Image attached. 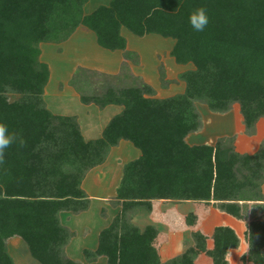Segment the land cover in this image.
Here are the masks:
<instances>
[{"label": "trees", "instance_id": "trees-1", "mask_svg": "<svg viewBox=\"0 0 264 264\" xmlns=\"http://www.w3.org/2000/svg\"><path fill=\"white\" fill-rule=\"evenodd\" d=\"M87 2L0 0V123L18 137L0 163V264H14L6 246L15 236L41 264H83L66 256L75 232L59 216L89 209L82 182L123 139L142 154L125 165L117 189L120 212L102 230L98 248L84 250L89 260L105 256L108 264H201L197 260L204 257L205 264H229V249L240 243L229 226H217L212 236L195 231L194 244L163 263L156 226L141 229L128 222L130 210H150L155 200H191L214 202L246 221L249 251L242 261L264 264V215L246 213L249 202H256L252 206L264 214V142L256 154H242L234 137L201 145L186 140L202 125L198 103L220 113L238 103L249 135L264 118V0H111L85 14ZM199 8L210 18L202 32L189 23ZM81 25L112 51L127 48L123 27L141 37L173 38L176 62L195 66L180 75L185 91L157 98L145 83L81 94L84 104L124 106L102 137L86 140L76 116L57 115L47 107L50 67L41 60L42 43L66 41ZM10 93L20 97L11 100ZM187 220L195 224L197 216L189 214Z\"/></svg>", "mask_w": 264, "mask_h": 264}, {"label": "crops", "instance_id": "crops-1", "mask_svg": "<svg viewBox=\"0 0 264 264\" xmlns=\"http://www.w3.org/2000/svg\"><path fill=\"white\" fill-rule=\"evenodd\" d=\"M110 1L111 0H109V3L107 5L110 4ZM88 6H89L88 3L84 6L85 14H91L99 7L98 5L94 9L89 10ZM86 28L87 27L83 25L79 26L76 29V31L72 34L69 41H67V43H63L62 45H59L57 47H54V45L49 43H42L41 60L47 63V60L45 58L46 55L44 54L45 46H48V48H51L54 51L55 48H58L60 46H61L60 48H62V46L66 44L69 45L72 39H76V44L82 43V45H84L85 47L86 45H88L89 47L93 45V49L104 57L103 59L105 62L104 64L105 69L103 70L100 67L98 68L97 66H94L90 63L87 64L85 62L83 63L81 62V65L77 64V66L79 65L80 67H84V69L86 68L89 69V67L91 68L93 67L110 76H119V74H121L127 68V70H130V72L133 75L142 76L143 82L153 87V89L155 90L154 96L157 98H166V97L169 98L170 96L176 95V94H170L172 92L176 93L175 90L179 91V93H183L185 91L186 83L185 81H182L180 79V75L181 73L187 70L194 69L195 66L193 63L183 64L180 66L174 65L176 68L174 75H171L169 69L167 70L168 67L163 65L165 66L164 69L168 74L167 79H169L170 81L173 80L169 84L163 87L160 81L161 80L160 73H158L159 74L158 79L154 81L157 78V76L152 75V72L150 71H146L144 68H142V65L132 66V64H130L127 61V57H126L127 53H125L124 50H115V51L111 50L110 53H107L106 50L109 49L103 48L98 44L97 36L95 32L93 31V35H92L90 31L86 30ZM129 32L131 31L128 30L126 27H123L121 29V33L125 38L130 37ZM79 38H81V40L78 41ZM153 38H159V37H153ZM87 39H90V42H87ZM174 45L175 42L172 43L171 46L167 47V51L169 52L170 55ZM160 64L161 63L155 65V68H157L158 71L160 69ZM62 66L63 67L66 66L67 71L68 69L70 70L69 73H67L66 71L67 73L66 77L68 82L76 74L75 73L76 66L75 67L72 66L73 69H71L70 66H68L65 63H63ZM62 66L60 64V69L64 71ZM153 76L155 77V79L153 78ZM175 80L177 81L175 82ZM58 81L59 78L55 79V76H53L52 69H50V79L45 88L44 99L48 94H51L58 98H62L65 96L66 93H71L69 97L71 98L74 96L75 98L73 97V99L75 101L78 100L77 103L79 104V106L83 108L82 111H85L87 115L89 114V115L97 116L94 118H97L99 120L98 128L92 130L91 128L84 127L86 125V121L83 118V114L85 113H83L82 111L73 113V112H64L62 110V112H60V111H56L55 109L53 110L49 106L47 107L54 114L57 115L76 116L80 128L82 130V134L86 140H92L102 137L104 129L112 120V118L122 113L124 110V106L116 105L112 103L104 108L98 106L95 103L84 104L81 101V95L79 93H76L73 90V88L70 87L69 82L68 84L65 85L63 84L62 86H60V88H58L57 86L59 85ZM175 85H178L177 88H179V90L173 87ZM161 88L165 90H161ZM107 110H110V112L107 113ZM103 115H106V118ZM225 116H227L225 117V119L224 118L220 119L221 123H223L220 124L222 126H225V123L228 124L229 126L226 127L227 130L229 129L228 130L229 133L225 130L223 133L220 132V134L216 135L213 138V140H205L203 142H198V140H196L197 135H192V134L200 133L204 131L205 129L204 128L203 130L190 133L186 138L187 142L190 145H201L206 143L214 144L213 142L217 139L216 137L235 136L234 145L238 152L242 154H254V153L256 154V152L260 149L262 143L264 142V118H261L258 121V125H256L257 126L256 134L250 136L249 134L246 133V128L244 127L245 124L243 122V116L241 112L234 113L231 110L228 113H226ZM141 154H142L141 150L136 146H134V144L131 141L123 139L120 141L118 146L113 147V151L111 150L110 155L108 157L109 159H107V161L104 164L94 167L87 172L85 179L82 182V188L86 191V193L88 194L91 200L89 209L77 214L71 211H62L59 216L61 218L62 225L66 226L70 231L75 232V236L65 246V254L67 257L79 261L83 264H108L107 258L105 256H99L96 259L89 260L85 256L84 250L87 248L89 250L95 251L98 248L99 238L102 230L107 228L112 223L116 215L120 212L121 206L117 199V189L124 175V167L128 162L138 159L141 156ZM262 192L264 195V183L262 185ZM95 201L100 202V204L98 205V210L96 211H94ZM253 203L256 202H249V205ZM262 203L264 204V201H262ZM250 206L255 209H258V207L256 206H252V205ZM140 209H138L139 212H136L135 215L144 216L145 217L144 220L148 221V223L144 224V226H142L141 229H144L147 225H154L160 231V234L158 236V242L160 244V239H159L160 236L161 239L164 241L161 243V246H159L161 259L162 256L164 257V259L177 257L181 255L189 246H192L195 241L193 236V233L195 231H202L204 234L208 236H212L217 226H229L235 230V232L237 233L240 239V243L237 248L229 249L227 255L229 264H245L242 261V257L245 254H247L249 251V244L246 241V236H245L247 223L246 221L241 220L221 210L216 204H214V202H211L210 204H206L203 202L199 203L191 200H187V201L155 200L153 202L152 209L149 210L144 207L143 209L142 208ZM104 211L106 213L105 216H103ZM92 214L95 217L94 219L95 222L91 221ZM150 214L154 215V219L150 217L151 216ZM189 214H195L197 216V222L195 224H189L187 220V216ZM135 215H133V217H135ZM248 215L250 216V214ZM256 215L259 216L264 214H262L260 209L257 210ZM135 224L137 225L138 223L135 222ZM159 225L163 227V230L158 227ZM173 241H175L176 243L175 242L172 243ZM23 242L24 241L18 236L11 237L7 240L6 247H8V251L12 256L15 264H19V261L17 260L16 262L14 256L15 257L18 256L19 257L18 259L23 264H41L38 260H36L32 256L29 250V246L25 242L24 243ZM175 244L177 245L171 247L170 249V246ZM26 247L28 248V250ZM14 249L16 250V252ZM162 262L165 263L163 259ZM246 264H253V263H246Z\"/></svg>", "mask_w": 264, "mask_h": 264}, {"label": "rangeland", "instance_id": "rangeland-1", "mask_svg": "<svg viewBox=\"0 0 264 264\" xmlns=\"http://www.w3.org/2000/svg\"><path fill=\"white\" fill-rule=\"evenodd\" d=\"M87 3L89 4L88 9L92 10L95 7H97L98 5L99 6L100 5H107L109 3V0H88ZM86 30L90 31V33H92V35H93V31L89 30L88 28H86ZM129 36L131 37V39H130V37L126 38L128 41V43H127L128 48H126L124 50L125 53H127L126 54L127 61L130 64H132V66H141L142 65V68H144L146 71L152 72V75L157 76L156 79L153 76V78L155 79L154 81H156L158 79V75H159L158 73H160V77H161L160 81H161V84L163 87L166 86L167 84H169L171 81H173V80L170 81L169 79H167L168 74H167L166 70L164 69V67L167 66L168 67L167 70L169 69L170 74L174 75V72L176 71V68L174 65H179V66L183 65V64H177L175 62L174 58L167 51V47L171 46V44L174 43L175 40L173 38H165L163 36L155 35V34H148V36L145 35V36L141 37V36L135 35L132 32H129ZM153 37H159V38H153ZM69 39L66 41L60 42V43H53V44L49 43V44H52V45H54V47H57L59 45H62L63 43H67V41H69ZM79 40H81V38H79L78 41ZM87 42H90V39H87ZM60 47L55 48L54 51H53V49L48 48V46H45V48H44V54L46 55L45 58L47 60V63L49 65L50 69H52L53 76H55V79L59 78V81H58L59 85H57L58 88H60V86H62L63 84L64 85L68 84V82H69L70 87H72L76 93H79L80 95L82 94V95H87V96H94V95L103 94L106 91V89L111 87V86H113L115 88H117V87L121 88V87H128V86H142V84H145V82H143L142 76L133 75L130 72V70H127V68L125 71H123L121 74H119V76H110V75H107V74L101 72L98 69L93 68V67L92 68L89 67V69H87V68L84 69V67H80L79 65L77 66V64L81 65V62L82 63L85 62L87 64L90 63L94 66H97L98 68L100 67L103 70L105 69V66H104L105 62L103 59L104 57L101 54H99L98 52H96V50L93 49V45H91V47L86 45V47H85L84 45H82V43L76 44V39H72L70 41L69 45L66 44V45L62 46V48H60ZM129 48H131V49H129ZM106 51H107V53L111 52V50H106ZM63 63L70 66L71 69H73L72 66H74V67L76 66L75 72L77 73L78 76L76 78L73 77L70 79V80L73 79V83H70V80L67 82L66 76H67V73L70 72V70L68 69V71H67V67L62 66ZM158 63H161L159 71L157 68H155V65ZM60 64H61L64 71H62L60 69ZM163 65H165V66H163ZM66 71H67V73H66ZM169 71H168V73H169ZM176 81L177 80H175V82ZM182 81H184V80H182ZM177 86L178 85H175L173 87H175V89H176ZM161 90H165V89L161 88ZM177 90H179V88H177ZM175 92L176 93L172 92L170 94H178L179 93V91H176V90H175ZM70 94L71 93H66L65 96L62 98H58V97H55L51 94H48L45 97V102H46L47 106L51 107L53 110L55 109L56 111H60V112H62V110L64 112H73V113L82 111L83 108L81 106H79V104L77 103L78 100L75 101L73 99L74 96L70 98L69 97ZM9 97L11 100H16L20 97V95L16 94V93H10ZM198 110L201 114V120H202L201 121L202 125L198 131L203 130L205 128L204 131H202L200 133L192 134V135H197L196 140H198V142H203L205 140H213V138L216 135L220 134V132L223 133L225 130L229 133V131H228L229 129L227 130V127H226L229 125L225 123V126H222L221 124H223V123H221V121H220V119H223V118L225 119V117H227V116H225V114L228 112H226V113L213 112L208 108V106L206 104H203V103H198ZM231 110L234 113H239L240 112V105L238 103L233 104ZM82 112L85 113V114H83V118L86 121V125L84 127L91 128L92 130L97 129L99 120L97 118H94L97 116L96 115L93 116V115H89V114H88L89 115L88 116L85 111H82ZM109 112H110V110H107V113H109ZM103 116L106 118V115H103ZM256 125H258V122ZM256 129H257V126H256ZM256 132H255V134H256ZM216 138H215L216 140L213 142L214 144L219 139L229 138V136H222V137L219 136ZM234 138H235V136H234ZM112 151H113V148H112ZM99 204H100V202L95 201V206H94L95 210L94 211L98 210ZM250 205H252V204H250ZM253 210H255V212L257 211L255 208L253 209V207H251V206L246 207V213L250 214L251 217L254 216ZM136 212H139V210L133 209V210L129 211L128 222H131L134 225H136L135 224V222H136V223H138L137 226L139 228H142V226H144V224H147L148 221L144 220L145 219L144 216L135 215ZM93 213H95V212H93ZM105 215H106V213L104 211L103 216H105ZM133 215H135V217H133ZM150 215H151L150 217H152L154 219V215H152V214H150ZM94 219H95V217L92 214L91 215V221L95 222ZM158 227L163 230L162 226L159 225ZM159 239H160V244L158 246H161V243L164 241L161 239V236L159 237ZM174 242L175 241H173L172 243H174ZM176 245L177 244L171 245L170 249H171V247H174ZM11 246H12V243H11ZM27 250H28V248H27ZM15 252H16V250H15ZM18 258H19L18 256L17 257L14 256V259L16 260V262L18 260L19 264H23L20 262V260ZM174 258L164 259V257L162 256V259L164 260L165 263H168L169 261H171ZM203 258L204 257H200L197 261L201 264H205V259H203ZM14 264H15V262H14Z\"/></svg>", "mask_w": 264, "mask_h": 264}, {"label": "clouds", "instance_id": "clouds-1", "mask_svg": "<svg viewBox=\"0 0 264 264\" xmlns=\"http://www.w3.org/2000/svg\"><path fill=\"white\" fill-rule=\"evenodd\" d=\"M209 22L210 18L204 8L196 9L189 16V23L197 32L204 31ZM17 140V135L10 132L7 125L0 123V163L3 162L6 149L10 148Z\"/></svg>", "mask_w": 264, "mask_h": 264}]
</instances>
